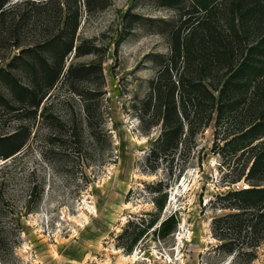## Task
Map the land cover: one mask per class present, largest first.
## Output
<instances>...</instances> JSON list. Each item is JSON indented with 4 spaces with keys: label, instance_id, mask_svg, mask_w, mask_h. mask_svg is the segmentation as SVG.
I'll return each instance as SVG.
<instances>
[{
    "label": "rangeland",
    "instance_id": "374dc122",
    "mask_svg": "<svg viewBox=\"0 0 264 264\" xmlns=\"http://www.w3.org/2000/svg\"><path fill=\"white\" fill-rule=\"evenodd\" d=\"M182 2L8 1L0 14V264H264V202L241 193L254 156L230 142L264 97L249 96L220 124L216 105L208 125L195 121L197 105L186 98L195 132L184 119L181 134L173 125L166 135L151 96L186 73L182 63L166 71L171 37L186 29L191 1ZM77 20L72 35L66 26ZM227 73L204 74L216 99ZM181 94L177 87L179 110ZM10 142L23 145L6 157Z\"/></svg>",
    "mask_w": 264,
    "mask_h": 264
},
{
    "label": "trees",
    "instance_id": "16d2710c",
    "mask_svg": "<svg viewBox=\"0 0 264 264\" xmlns=\"http://www.w3.org/2000/svg\"><path fill=\"white\" fill-rule=\"evenodd\" d=\"M9 0H0V14L5 11ZM44 3L50 0H28ZM183 0H168L174 7L181 5ZM191 7L184 9L186 29L171 37V55L166 64L169 72L179 63L184 64L186 73L171 82V86L159 84L151 92L155 97L156 107L161 115L160 121L167 129L178 125L176 132H183L184 119L191 125V119L185 104L188 98L197 105V119L208 125L217 105V123H221L226 115H234L240 106L247 102L249 96L264 97V0H190ZM78 20L71 26L72 35L75 33ZM246 42V43H245ZM71 42L67 51H72ZM212 67L226 68L228 78L220 90V96L209 91L204 84V74ZM161 73L160 75H162ZM181 87L180 102L175 98V90ZM256 88V89H255ZM254 89V90H253ZM218 90V89H216ZM253 94V96L251 95ZM154 95V96H153ZM36 97V95H35ZM258 98V97H257ZM40 101L37 102V106ZM258 141V142H256ZM234 150L253 153V163L249 168L246 179L251 187L242 190L245 195H255V202H264V104L259 110L256 120L239 130V135L231 139ZM3 154L10 157L21 149L23 144L9 143ZM254 198V197H251ZM163 204H159L161 209ZM178 215L172 214L161 222L159 234L163 237L171 234L178 221ZM155 220L150 223L152 226ZM138 239H136L137 241Z\"/></svg>",
    "mask_w": 264,
    "mask_h": 264
},
{
    "label": "bare ground",
    "instance_id": "6f19581e",
    "mask_svg": "<svg viewBox=\"0 0 264 264\" xmlns=\"http://www.w3.org/2000/svg\"><path fill=\"white\" fill-rule=\"evenodd\" d=\"M136 257H137V256H136V255H134V256H133V258H132V257H130V258H132V259H133V261H134V260H136V259H137Z\"/></svg>",
    "mask_w": 264,
    "mask_h": 264
}]
</instances>
